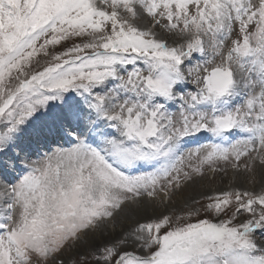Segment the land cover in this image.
Returning a JSON list of instances; mask_svg holds the SVG:
<instances>
[{
  "label": "snow or ice",
  "instance_id": "obj_1",
  "mask_svg": "<svg viewBox=\"0 0 264 264\" xmlns=\"http://www.w3.org/2000/svg\"><path fill=\"white\" fill-rule=\"evenodd\" d=\"M221 164L71 264H264V181L235 184L264 169V0H0V264H66Z\"/></svg>",
  "mask_w": 264,
  "mask_h": 264
},
{
  "label": "rangeland",
  "instance_id": "obj_2",
  "mask_svg": "<svg viewBox=\"0 0 264 264\" xmlns=\"http://www.w3.org/2000/svg\"><path fill=\"white\" fill-rule=\"evenodd\" d=\"M198 62H202V60L197 55V58L193 60V64ZM198 143H207V140L202 137ZM194 146L195 144H190L188 147ZM221 166L227 169L226 173L220 172L213 175L207 172L203 180L188 184L182 191H177L171 201H167L163 204L157 202L156 206L149 205L147 207H141L139 211H130L126 209L124 213H121L120 216L117 217L115 225L109 223L102 229L103 234L97 232L91 236L87 246L81 245L78 249L66 251L64 254L66 264H71L72 260L76 259L78 255L83 254L85 251H90L96 246H103L104 243L121 237L124 231L134 227L138 220L143 222L142 219H140L141 217L160 213L171 214L175 212L179 214L183 209L199 207V205L193 204L194 200L200 201L201 204L205 203V201L202 200L203 195H211L213 192L227 190L234 183V173L230 165L221 164ZM262 181H264V169L256 167L252 173L247 175L241 174L236 177L235 184L242 188H255L259 190ZM204 215L203 211H201V217ZM213 218L215 219V217ZM257 237L259 238V233H257Z\"/></svg>",
  "mask_w": 264,
  "mask_h": 264
},
{
  "label": "bare ground",
  "instance_id": "obj_3",
  "mask_svg": "<svg viewBox=\"0 0 264 264\" xmlns=\"http://www.w3.org/2000/svg\"><path fill=\"white\" fill-rule=\"evenodd\" d=\"M143 217H141L140 219H142Z\"/></svg>",
  "mask_w": 264,
  "mask_h": 264
}]
</instances>
